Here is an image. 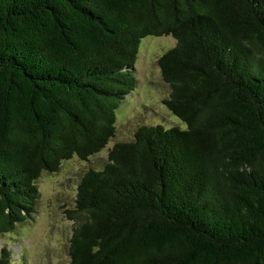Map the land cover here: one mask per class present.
I'll use <instances>...</instances> for the list:
<instances>
[{
    "label": "trees",
    "instance_id": "16d2710c",
    "mask_svg": "<svg viewBox=\"0 0 264 264\" xmlns=\"http://www.w3.org/2000/svg\"><path fill=\"white\" fill-rule=\"evenodd\" d=\"M147 36L175 39L184 126L142 124L75 179L68 264H264V0H0V237L43 172L115 137Z\"/></svg>",
    "mask_w": 264,
    "mask_h": 264
},
{
    "label": "rangeland",
    "instance_id": "374dc122",
    "mask_svg": "<svg viewBox=\"0 0 264 264\" xmlns=\"http://www.w3.org/2000/svg\"><path fill=\"white\" fill-rule=\"evenodd\" d=\"M172 36H147L141 40L135 63L136 89L116 111L115 137L101 152L88 160L73 156L61 163L59 171L43 172L38 182L40 198L33 216L0 237L11 252V264H68V242L75 219L68 217L75 205V179L90 167L102 165L114 143L129 141L142 124H184L164 105L170 86L163 80L159 57L173 47Z\"/></svg>",
    "mask_w": 264,
    "mask_h": 264
}]
</instances>
